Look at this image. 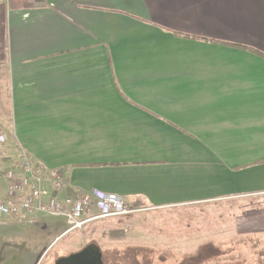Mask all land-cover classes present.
I'll return each mask as SVG.
<instances>
[{"label":"crops","instance_id":"obj_1","mask_svg":"<svg viewBox=\"0 0 264 264\" xmlns=\"http://www.w3.org/2000/svg\"><path fill=\"white\" fill-rule=\"evenodd\" d=\"M0 88V198L21 151L61 172L60 199L156 212L264 197V0H0ZM233 216L158 242L264 233V203ZM40 226L54 242L67 229Z\"/></svg>","mask_w":264,"mask_h":264},{"label":"rangeland","instance_id":"obj_2","mask_svg":"<svg viewBox=\"0 0 264 264\" xmlns=\"http://www.w3.org/2000/svg\"><path fill=\"white\" fill-rule=\"evenodd\" d=\"M0 92L3 101L0 118L5 119L8 115L7 89L0 88ZM261 203L264 197L185 209L142 211L96 221L83 231L63 235L55 242L57 229L45 230L40 225L49 222L64 230L66 224L61 218L47 217L31 224L24 220L22 225L0 224V264H55L60 249L76 246L82 238L86 245H98L104 258L116 264H264V233L244 235L237 232L211 244L176 250H165L158 242L161 235L166 236L171 230L183 232V228L191 227L198 233L207 231V224L234 221L233 213L239 208ZM206 246L217 252L199 256V249Z\"/></svg>","mask_w":264,"mask_h":264},{"label":"built area","instance_id":"obj_3","mask_svg":"<svg viewBox=\"0 0 264 264\" xmlns=\"http://www.w3.org/2000/svg\"><path fill=\"white\" fill-rule=\"evenodd\" d=\"M5 138L0 136V146ZM6 193L0 198V224L15 220H34L40 216L61 218L66 222L64 235L83 229L91 223L112 217H124L148 209H135L118 197L82 195L58 198L66 185L61 172L35 166L21 151L17 167L6 175Z\"/></svg>","mask_w":264,"mask_h":264},{"label":"water","instance_id":"obj_4","mask_svg":"<svg viewBox=\"0 0 264 264\" xmlns=\"http://www.w3.org/2000/svg\"><path fill=\"white\" fill-rule=\"evenodd\" d=\"M56 264H103L100 248L91 244L78 253L59 259Z\"/></svg>","mask_w":264,"mask_h":264},{"label":"flooded vegetation","instance_id":"obj_5","mask_svg":"<svg viewBox=\"0 0 264 264\" xmlns=\"http://www.w3.org/2000/svg\"><path fill=\"white\" fill-rule=\"evenodd\" d=\"M91 245V244H90ZM87 246H89V245H86L84 248H86ZM83 248V249H84ZM82 249V250H83ZM82 250H80V251H82ZM200 251L198 252L199 253V256H203V255H205V254H208V253H211V252H215L214 250H213V248L211 247V246H206V247H202L201 249H199ZM80 251H78V252H80ZM217 252V251H216ZM59 259H57L56 261H55V264H56V262L58 261ZM102 261H103V264H105V262H104V256L102 255Z\"/></svg>","mask_w":264,"mask_h":264}]
</instances>
